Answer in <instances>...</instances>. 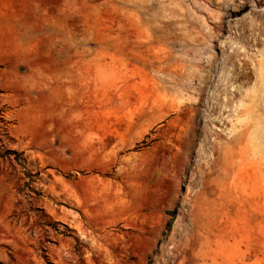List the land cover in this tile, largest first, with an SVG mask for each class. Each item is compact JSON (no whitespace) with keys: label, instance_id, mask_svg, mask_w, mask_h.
Listing matches in <instances>:
<instances>
[{"label":"rangeland","instance_id":"1","mask_svg":"<svg viewBox=\"0 0 264 264\" xmlns=\"http://www.w3.org/2000/svg\"><path fill=\"white\" fill-rule=\"evenodd\" d=\"M0 9L18 264H264V0Z\"/></svg>","mask_w":264,"mask_h":264},{"label":"crops","instance_id":"2","mask_svg":"<svg viewBox=\"0 0 264 264\" xmlns=\"http://www.w3.org/2000/svg\"><path fill=\"white\" fill-rule=\"evenodd\" d=\"M31 1L33 4V0ZM0 16H4V9H0ZM13 54V49L8 54L0 51V57L6 56V62L12 60ZM21 182L17 165H11L10 168L5 165V169H3L2 160L0 159V229H4L9 225V217L12 213V209H14V197L17 194L18 184H22ZM11 244V251H8L7 248L2 245L0 246V264H18V262L23 258L24 255L14 252L19 249L18 244ZM62 246V243L59 242V248H62ZM25 248L26 249L23 248V250L27 252L26 254L28 256H26V260L28 261L33 258V256L29 253L32 249L29 248V244H27ZM58 251L60 252L61 250Z\"/></svg>","mask_w":264,"mask_h":264},{"label":"trees","instance_id":"3","mask_svg":"<svg viewBox=\"0 0 264 264\" xmlns=\"http://www.w3.org/2000/svg\"><path fill=\"white\" fill-rule=\"evenodd\" d=\"M175 214V212H171V215H174Z\"/></svg>","mask_w":264,"mask_h":264}]
</instances>
